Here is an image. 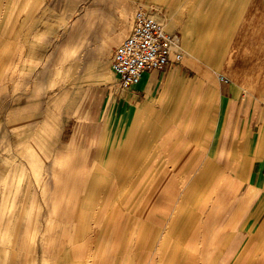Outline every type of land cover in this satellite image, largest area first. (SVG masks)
I'll list each match as a JSON object with an SVG mask.
<instances>
[{"label": "rangeland", "instance_id": "obj_1", "mask_svg": "<svg viewBox=\"0 0 264 264\" xmlns=\"http://www.w3.org/2000/svg\"><path fill=\"white\" fill-rule=\"evenodd\" d=\"M109 1L0 0V264H245L236 256L246 233L238 229L212 249L224 225L207 226L213 212L198 211L208 183L220 175L208 166L212 148L205 147L214 130L216 78L182 67L169 102L140 110L146 91L119 88L111 70L123 38L113 41L117 31L106 28L117 19ZM125 2L129 20L139 8L157 11L185 50L182 28H188L201 42L202 63L264 111V0L245 6L164 0L170 16L154 1ZM71 24L85 28L87 38L72 58L62 45ZM185 108L190 116L181 121ZM109 112L116 120L107 141L103 116ZM124 114L122 130L117 121ZM181 122L195 133L183 135ZM43 126L53 128L45 141ZM199 131L207 132L205 143ZM20 139L36 146L15 147ZM182 142L185 149L198 144L197 150L172 152ZM235 151L238 160L257 157L256 169L264 165L257 147ZM168 207L167 215L157 213Z\"/></svg>", "mask_w": 264, "mask_h": 264}, {"label": "crops", "instance_id": "obj_2", "mask_svg": "<svg viewBox=\"0 0 264 264\" xmlns=\"http://www.w3.org/2000/svg\"><path fill=\"white\" fill-rule=\"evenodd\" d=\"M157 5L158 10L164 12L165 14L169 15L170 10L167 2H163L162 0H149V3H153ZM167 1V0H166ZM222 2L229 0H220ZM236 1L237 5L239 6H245V3H247L249 0H232ZM149 5H146V8ZM160 6V7H158ZM109 12L112 13V15H117V19L114 21H110L109 24L106 23L107 29H112V31H117L116 34L112 37L113 41L120 40L123 38V40L128 36L124 37L127 33L128 29H132L133 22H134V14L132 13L131 20L126 18L124 15L127 10V5L125 0H111L109 1L108 6ZM149 15L159 20L163 28L169 32L172 28V23H166L161 20V18L157 15V11L153 13V11H148ZM171 15V14H170ZM169 15V16H170ZM103 16V15H102ZM74 21V20H73ZM72 22V21H71ZM94 23H104L103 21H93ZM131 24V25H130ZM101 25V24H99ZM98 25V26H99ZM104 25V24H103ZM131 26V27H130ZM69 31L65 34L64 43H62L65 48L63 49L64 52H67L68 57H73L75 52V49H78L79 47L85 46L86 41V29H76L75 24H71L67 28ZM129 31V33H130ZM128 33V34H129ZM182 38L181 43L185 44L187 46V49L185 50L181 45L176 44L173 49L178 50L182 54V58L180 60H173L170 62L167 66H165L162 70H153L149 71L142 79V81L135 85L137 88H131L130 90L135 93H144L146 91L145 100L140 106V110H150L151 108L154 109V107H160L162 103L169 102L167 94L171 91V89L175 86L173 85L176 83V78L178 75V71L182 67H189L191 70H193L195 73H198L200 75H197L201 78H205L206 80H213L216 78L215 87L217 90V98L215 103L216 108V116L214 118V130H212V133L210 134L212 136L211 140L208 141V145L205 146L202 143H205L204 137L207 135V132L199 131L197 132V135L201 136V142L199 145H203L205 147H211V154L209 158V167L214 168V170H219L220 175L217 176L218 178L212 180H218L222 178V176H225L227 178L230 177H239V179L243 181L242 184V190L240 194L235 198L234 202L232 203L228 216L235 210V208L238 206L239 201H241V198L243 197L245 191L249 189L250 187H253L256 185L260 179L261 176L264 175V165L260 163L256 169V163L255 160L258 159L257 157L247 158L245 161L238 160V157L236 156L237 147H257L258 154L262 151L264 152V111L263 108L260 106H257V103L254 101V99L251 96L248 95H240V92L238 91V88L233 85V82L229 80L227 76L224 75H217L216 69L213 65L209 64H203L202 63V52H201V42L196 37H191L190 33L188 31V28H182ZM122 40V41H123ZM177 41V40H176ZM116 49V48H115ZM70 50V51H69ZM104 49L100 51V55H102V52ZM181 62V63H180ZM180 63V64H179ZM38 69H35L37 71ZM197 77V78H199ZM196 86H193L192 90H194ZM153 90V97L150 94V92ZM189 108H185L184 111L181 113L180 120L183 121L186 118H189ZM104 118V128H103V140L107 141L111 138L110 136V128L111 126L115 127V118L113 117V113L109 112L103 116ZM128 117L124 114L120 119H118L117 123L123 130L128 124ZM132 122L131 126L133 125ZM261 123V129L256 127L258 124ZM178 128L180 131H183V135H193L195 132L191 130L192 128H188L187 123L181 122L179 124ZM131 128V127H130ZM129 128V129H130ZM218 129V132H217ZM42 130L44 133L40 136L41 141H45V138L53 136V128H46L42 127ZM41 130V131H42ZM132 131L129 133L128 137V143L132 142L130 141ZM109 137V138H108ZM17 144H15V147H35V141H32L31 143L28 142V140L20 139V141H16ZM198 144L194 145V147L190 146L187 149L184 148V143H181L182 147H174L172 152H177L181 150L183 153L182 156L185 155V152H188L189 155L193 154L197 149ZM69 147V145L65 146ZM199 147V146H198ZM173 157V156H172ZM248 159L251 161L249 162ZM248 161V162H247ZM230 164V165H229ZM260 166V167H259ZM263 170V171H262ZM218 171V172H219ZM258 173V175H257ZM256 175L259 177L255 181ZM210 181V182H212ZM209 182V183H210ZM252 185V186H251ZM246 186V189L243 192V188ZM161 195L167 196L166 192L164 191H158ZM264 197V193H262V190L255 198L252 200L251 204L249 205L248 209L243 215L242 220L240 221L238 229L242 226L243 222L245 221V218L252 212V210L255 208L256 204L258 202H261V199L259 200V196ZM168 197V196H167ZM263 206V205H262ZM170 210L168 207L167 210ZM234 209V210H233ZM247 215V216H246ZM261 215H264V209L261 213ZM260 215V216H261ZM241 230V229H240ZM242 231V230H241ZM246 233V232H245ZM247 237V233H246Z\"/></svg>", "mask_w": 264, "mask_h": 264}, {"label": "bare ground", "instance_id": "obj_3", "mask_svg": "<svg viewBox=\"0 0 264 264\" xmlns=\"http://www.w3.org/2000/svg\"><path fill=\"white\" fill-rule=\"evenodd\" d=\"M165 32L169 33L166 30ZM175 45L176 44L173 45V48L175 47ZM211 184L212 186L210 187ZM242 184L243 181L242 179L240 180L239 177H235V178L226 177V178H222V180L212 181L207 185V187H210V189L206 190L205 194L203 195L202 202L200 203V207L198 211H201L202 214H205L206 212H207L206 214L213 212L212 213L213 220L207 222L206 223L207 226L214 227L217 224L224 225L218 236L216 234L214 238V244L212 245V249L216 247V245L219 244L222 239H224L223 241V245H224L227 240V239L225 240L226 235L228 236L230 234H235L237 232V227L240 221L242 220L244 213L251 204L252 200L255 198V196H257V194L261 192V190L262 193H264V175H263L260 177L256 185L250 187L245 191L243 197L241 198V201H239L238 203V206L235 208V210L233 209L234 211L228 216L230 207L234 202L235 198L238 196L239 194L238 192H240V189L242 188ZM89 188L90 187H88V189ZM262 204H263L262 202H258V204H256L252 212L248 216L246 215L247 217L245 218V221L240 227L242 231L247 233V237L245 244L238 252L236 258L237 260L241 259L243 261L246 259L247 261L245 262V264H264V218L260 224L257 223L264 209V205L262 206ZM169 211H170L169 209L168 210L162 209L156 212L161 215H167ZM193 216L194 213H192V217ZM176 220L177 219H175V221ZM191 224H193V222ZM198 230H200V228H196L194 232L195 231L197 232ZM26 244H28V246L29 245L31 246L32 242H27ZM175 247L177 249L180 247L178 242L175 243ZM222 252L223 251L213 253V257L216 256L218 257L219 255L222 254ZM187 254H190V252L188 251L186 252V257ZM239 263L244 264V262H239Z\"/></svg>", "mask_w": 264, "mask_h": 264}, {"label": "built area", "instance_id": "obj_4", "mask_svg": "<svg viewBox=\"0 0 264 264\" xmlns=\"http://www.w3.org/2000/svg\"><path fill=\"white\" fill-rule=\"evenodd\" d=\"M173 37L161 23L142 8L134 14L133 27L128 36L116 47L111 60L118 87L129 90L139 84L153 70H162L182 54L173 49Z\"/></svg>", "mask_w": 264, "mask_h": 264}]
</instances>
